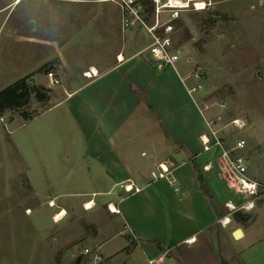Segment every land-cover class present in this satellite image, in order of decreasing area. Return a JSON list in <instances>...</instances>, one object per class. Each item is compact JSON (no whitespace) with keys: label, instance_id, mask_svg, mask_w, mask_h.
<instances>
[{"label":"crops","instance_id":"obj_1","mask_svg":"<svg viewBox=\"0 0 264 264\" xmlns=\"http://www.w3.org/2000/svg\"><path fill=\"white\" fill-rule=\"evenodd\" d=\"M20 36L43 48L42 40ZM151 43L143 27L127 30L114 65L94 67L98 75L29 119L37 123L24 139L33 143L28 183L50 215L69 210L85 219L84 211L99 209V224L86 220L90 238L111 230L125 237L111 255L101 250L110 263L116 257L122 262L121 254L132 259L139 249L156 264H264V203L255 206L254 228L220 222L234 194L217 164L203 168L214 159H201L208 152L201 135L209 115L202 93L187 87L193 57L181 56L177 68L163 67ZM160 162L174 168L179 190L166 179H152ZM218 177L229 198L213 183ZM130 179L143 189L128 193L119 187Z\"/></svg>","mask_w":264,"mask_h":264},{"label":"rangeland","instance_id":"obj_2","mask_svg":"<svg viewBox=\"0 0 264 264\" xmlns=\"http://www.w3.org/2000/svg\"><path fill=\"white\" fill-rule=\"evenodd\" d=\"M17 1L0 0V92L22 77H28L32 85H43L49 99L38 101L32 96L24 106L30 114H38L78 88L90 78L88 70H104L116 63L127 33L117 3ZM211 16L215 24L210 23ZM175 25L176 46L182 56L193 57L188 68L193 70L199 62L205 69L202 95L210 105L207 114L223 113L227 121L235 117L248 121L245 129L228 126L222 135L247 140L250 176L264 184V0H213L207 10L184 12ZM22 34L42 40L43 48L23 42ZM17 114L0 112V264H76L81 256L80 264H90L94 254L81 255L83 248L96 249L103 242L101 250L109 255L120 249L125 237L112 230L109 236L90 238L86 220L93 217L99 224V209L84 211L85 219L72 217L66 210L69 214L57 221L56 214L50 215L48 206L37 199L25 176L34 169L33 143L24 140L37 120ZM215 152L208 151L201 159H214ZM213 183L230 197L222 179ZM257 201L256 205L264 203V191ZM255 208L243 211L250 214L242 222L248 228L259 225ZM119 258H111V263L103 258L98 264H156L139 249L132 259L124 254L122 262Z\"/></svg>","mask_w":264,"mask_h":264},{"label":"built area","instance_id":"obj_3","mask_svg":"<svg viewBox=\"0 0 264 264\" xmlns=\"http://www.w3.org/2000/svg\"><path fill=\"white\" fill-rule=\"evenodd\" d=\"M108 1H113L121 7L125 30L141 26L149 33L152 38L151 46L157 48L161 55V66L176 68L182 54L181 49L175 44V22L186 11H204L213 7V0H152L153 8L149 14L141 0ZM98 74L97 69L86 72L90 78ZM49 76L53 78V71L49 72ZM188 78L192 80V83L187 85L191 94L203 93L206 90V73L199 62H196V66ZM220 105L222 107L227 106L226 103H220ZM205 108L209 110L210 105L207 104ZM207 124V132L201 135L204 150L212 151L215 149L216 152L214 160L205 164L203 168L210 170L217 164L221 177L234 194L233 198L225 202L228 212L220 219L223 225H228L232 222L235 212L251 211L255 208L257 198L264 191V184L250 176L249 158L246 151L247 140L245 138L233 140L232 137L228 139L222 135L228 126L240 130L245 129L248 126V121L241 117L227 121L223 113H217L207 117ZM150 175L153 180L166 179L175 185L177 190L180 189L177 185L174 168L166 162H160L151 170ZM119 187L128 193H136L143 189V186L136 184L133 179L120 182ZM91 254H94L95 259L92 258L90 264H98V261L104 258L99 245L96 249L85 247L81 250V255Z\"/></svg>","mask_w":264,"mask_h":264},{"label":"trees","instance_id":"obj_4","mask_svg":"<svg viewBox=\"0 0 264 264\" xmlns=\"http://www.w3.org/2000/svg\"><path fill=\"white\" fill-rule=\"evenodd\" d=\"M141 2L150 14L153 8L152 0H141ZM209 21L215 24V16H211ZM43 89V85L30 84L28 82V77H22L14 81L0 92V112L5 114L7 110L16 111L24 117V119H32L35 115L26 111L24 106L30 103L32 96H35L38 101L49 99V96L42 91ZM233 217L236 221L242 223L250 217V214H243V211H237L234 213ZM81 259L82 257H78L76 264H80Z\"/></svg>","mask_w":264,"mask_h":264},{"label":"bare ground","instance_id":"obj_5","mask_svg":"<svg viewBox=\"0 0 264 264\" xmlns=\"http://www.w3.org/2000/svg\"><path fill=\"white\" fill-rule=\"evenodd\" d=\"M20 0H18L17 2H19ZM96 70V69H95ZM94 204H95V201H90V202H88L87 203V206L88 207H93L94 206ZM111 208H112V210H116V206L114 205V204H112L111 205ZM65 212L66 211H64V212H60V213H58V214H56V216H55V220H61L63 217H64V214H65ZM240 235H242V234H240Z\"/></svg>","mask_w":264,"mask_h":264},{"label":"water","instance_id":"obj_6","mask_svg":"<svg viewBox=\"0 0 264 264\" xmlns=\"http://www.w3.org/2000/svg\"><path fill=\"white\" fill-rule=\"evenodd\" d=\"M214 8H216V6H214ZM31 80H32V81H36V78H35V77H31ZM89 227H90V228L92 229V231L94 232V235H96V234H97V229H96V227L94 226V224H90ZM240 234H242V231H241V230H238V231L235 233V235H236L237 237H241L242 235H240Z\"/></svg>","mask_w":264,"mask_h":264}]
</instances>
